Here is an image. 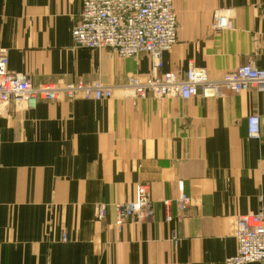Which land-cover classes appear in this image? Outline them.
Wrapping results in <instances>:
<instances>
[{
    "label": "crops",
    "instance_id": "1",
    "mask_svg": "<svg viewBox=\"0 0 264 264\" xmlns=\"http://www.w3.org/2000/svg\"><path fill=\"white\" fill-rule=\"evenodd\" d=\"M81 7L82 0H0L8 70L35 86L122 87L149 78L148 55L75 47ZM174 10L178 40L160 74L183 79L190 62L213 80L243 65L264 68V0H174ZM220 10L231 12L232 30L213 28ZM252 115L260 118L258 139L248 136ZM141 184L154 217L118 231L113 205L134 200ZM181 193L192 199L185 214ZM100 204L108 206L104 221L95 218ZM258 213L264 94L255 90L138 101L116 91L102 102L0 105V264H224L237 253V219Z\"/></svg>",
    "mask_w": 264,
    "mask_h": 264
},
{
    "label": "built area",
    "instance_id": "2",
    "mask_svg": "<svg viewBox=\"0 0 264 264\" xmlns=\"http://www.w3.org/2000/svg\"><path fill=\"white\" fill-rule=\"evenodd\" d=\"M230 12L214 14L213 28L217 31L233 28ZM178 21L174 0H82L81 13L73 29L75 47L106 51L109 56L123 59L148 55L152 73L147 80L131 78L122 87L106 86L100 82L68 83L35 86L28 76L13 74L8 70L6 53H0V105L10 103L24 109H34L40 102L60 100L102 102L111 100L116 91L138 101L153 96L158 100L178 97L183 100L222 99L227 94L238 95L255 90L264 94V68L253 64L243 65L233 72L213 80L205 69L193 62L188 64L185 77L179 73L160 74L163 56L172 50L178 40ZM264 40V35H263ZM248 136L258 139L261 134L260 118L252 115L247 120ZM169 202H164L169 208ZM192 207V199L181 193L177 209L185 214ZM114 226L121 231L127 224H142L154 217L149 192L140 187L136 198L127 203L113 205ZM108 206L100 204L95 209V218L104 221ZM172 217L167 215L166 222ZM235 238L237 253L227 258L224 264H264V215L262 213L240 216L236 223ZM68 235H62L67 242ZM176 241V238H174Z\"/></svg>",
    "mask_w": 264,
    "mask_h": 264
},
{
    "label": "rangeland",
    "instance_id": "3",
    "mask_svg": "<svg viewBox=\"0 0 264 264\" xmlns=\"http://www.w3.org/2000/svg\"><path fill=\"white\" fill-rule=\"evenodd\" d=\"M221 11V10H220ZM217 12H219V11H217ZM230 14V17H231V12L229 13ZM232 30V29H231ZM148 79V78H147ZM146 79V80H147ZM140 187H143V188H145L148 192H149V187H148V185H145V184H141V185H139L138 186V188L137 189H139ZM149 194H150V192H149ZM150 200H151V198H150ZM151 203H152V201H151ZM169 216H171L170 214H169ZM172 217V216H171Z\"/></svg>",
    "mask_w": 264,
    "mask_h": 264
}]
</instances>
